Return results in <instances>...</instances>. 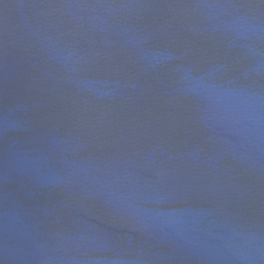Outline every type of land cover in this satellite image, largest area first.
Returning a JSON list of instances; mask_svg holds the SVG:
<instances>
[{"label": "water", "instance_id": "95a60500", "mask_svg": "<svg viewBox=\"0 0 264 264\" xmlns=\"http://www.w3.org/2000/svg\"><path fill=\"white\" fill-rule=\"evenodd\" d=\"M0 264H264V0H0Z\"/></svg>", "mask_w": 264, "mask_h": 264}]
</instances>
